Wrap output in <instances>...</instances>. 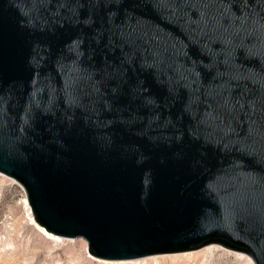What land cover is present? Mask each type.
I'll list each match as a JSON object with an SVG mask.
<instances>
[{
	"label": "water",
	"instance_id": "1",
	"mask_svg": "<svg viewBox=\"0 0 264 264\" xmlns=\"http://www.w3.org/2000/svg\"><path fill=\"white\" fill-rule=\"evenodd\" d=\"M0 173L92 257L264 264V0H0Z\"/></svg>",
	"mask_w": 264,
	"mask_h": 264
},
{
	"label": "rangeland",
	"instance_id": "2",
	"mask_svg": "<svg viewBox=\"0 0 264 264\" xmlns=\"http://www.w3.org/2000/svg\"><path fill=\"white\" fill-rule=\"evenodd\" d=\"M32 218L22 185L0 173V264H117L114 262L118 261L90 256L82 238L49 236L50 232L35 224ZM210 246L211 250L199 249L195 259L177 253L125 261L129 264H153L154 261L160 264H249V259L253 261L245 253L216 244Z\"/></svg>",
	"mask_w": 264,
	"mask_h": 264
},
{
	"label": "bare ground",
	"instance_id": "3",
	"mask_svg": "<svg viewBox=\"0 0 264 264\" xmlns=\"http://www.w3.org/2000/svg\"><path fill=\"white\" fill-rule=\"evenodd\" d=\"M32 221L34 222V219L32 218ZM35 223V222H34ZM36 224V223H35ZM48 235L49 236H51V237H53V238H55V239H59V236H57V235H54V234H51V233H48ZM210 248H212V246H206V247H203V248H201V250H203V249H210ZM207 250V251H208ZM211 250V249H210ZM198 251H200V250H194V251H188V252H184L183 254H185L186 255V257H187V259H195V258H197L198 257ZM177 254V253H176ZM110 262V261H109ZM114 263H117V264H129L127 261H125V260H119L118 262H114ZM131 264V263H130ZM153 264H160L158 261H154V263ZM249 264H255L252 260H250L249 259Z\"/></svg>",
	"mask_w": 264,
	"mask_h": 264
}]
</instances>
